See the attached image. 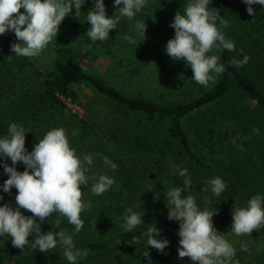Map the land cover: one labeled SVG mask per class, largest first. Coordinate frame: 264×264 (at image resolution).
<instances>
[{
  "label": "trees",
  "instance_id": "trees-1",
  "mask_svg": "<svg viewBox=\"0 0 264 264\" xmlns=\"http://www.w3.org/2000/svg\"><path fill=\"white\" fill-rule=\"evenodd\" d=\"M186 3L187 0H148V9L172 22L174 14L182 12ZM210 6L219 9L229 21L224 29L226 37L243 52L216 49L225 71L218 74L210 89H199L193 99L185 102L163 104L145 96H129L84 70L80 44L90 41L85 34L90 27L86 21L90 8L85 6H81L77 16L74 10L69 18V32L79 41L56 47L48 68H39L33 58L12 52L11 44L17 42L13 32L0 35V136L7 133L9 122L22 124L28 131L25 147L31 151L48 130L63 127L78 155L93 154L92 173L107 168L104 156L118 165L111 172L116 184L103 194L91 193V180L88 188L80 186L82 199L91 200L92 206L81 213L84 226L73 235L77 248L89 250L79 264H148L142 253L146 251L143 233L150 224H155L160 236L169 241L163 252L148 246L152 264H176L179 222L167 218L164 198L165 190L183 180L170 171L174 164L188 169L197 204L201 209L216 211L213 221H225L231 226L233 207H244L251 196L264 194V6L253 5L254 15L248 14L242 0H212ZM106 12L111 15V9ZM153 39L157 38L149 41ZM162 39L159 40L163 42ZM244 54L250 59L242 67L228 63L233 58L242 59ZM84 89L94 95L86 105L82 103ZM96 100L106 108L108 117L102 124L93 111ZM69 104L84 107L87 113L80 116L72 112ZM193 115H197L192 128L195 139L190 138L183 125ZM254 127L259 131L254 133ZM203 143L221 158L208 161L204 151L197 148ZM6 162L11 165L10 159L6 158ZM16 167L24 170L19 162ZM216 176L227 181L220 196L204 191L207 180ZM5 179L7 174L0 175V183ZM16 192L14 187L10 193L0 190L4 197L0 203L16 207ZM133 204H141L144 209L143 225L133 232L121 233L124 211ZM21 211L32 215L28 210ZM57 219L59 225L55 223ZM73 228L66 217L57 213L41 222L42 232L65 229L72 234ZM258 231L264 236V227ZM133 237L137 244L132 242ZM0 264L69 262L59 246L49 252L27 246L20 249L12 245L11 237H3ZM245 264H264V244L258 256Z\"/></svg>",
  "mask_w": 264,
  "mask_h": 264
},
{
  "label": "clouds",
  "instance_id": "clouds-1",
  "mask_svg": "<svg viewBox=\"0 0 264 264\" xmlns=\"http://www.w3.org/2000/svg\"><path fill=\"white\" fill-rule=\"evenodd\" d=\"M86 0H0V35L13 32L17 42L11 44L12 52L17 56L35 57L56 38L59 25L63 19L81 11ZM148 3V0H113L118 15L109 16L104 0H92V7L87 11L86 21L90 27L85 34L93 42H103L109 37L111 29H117L122 18L132 20ZM212 0H187L183 11H177L170 27L174 35L164 45V51L173 60H183L192 70V79L199 85L207 87L215 82L216 76L225 71V64L220 62V56L212 54L213 49L237 50L235 42L226 37L224 29L229 21L220 14L219 9L211 7ZM249 15H254L253 5L264 6V0H242ZM21 8L23 12L19 11ZM15 14V15H14ZM146 25L136 21V35L145 39ZM124 41L128 45H138L135 35L125 34ZM143 39V40H144ZM250 57L244 54L242 59L233 58L230 65L242 67ZM259 130L253 128L256 133ZM26 131L22 124L9 122L7 133L0 136V167L7 174V179L0 183L3 193H10L14 187L16 207L10 203H0V238L11 237L13 246L25 249H36L49 252L57 246L63 249V256L69 264H79V260L89 254L87 248H77L73 235L79 233L84 226L82 212L91 208V200H83L81 185L89 187L90 191L99 196L108 191L116 180L107 174L96 175L91 172L93 154L78 155L70 146L68 134L63 127L48 130L35 143L31 151L25 147ZM75 135V132L73 133ZM235 143V141H233ZM242 147V146H240ZM10 159L11 165L6 162ZM24 165L23 171L17 170V164ZM103 164L110 170L118 165L107 156ZM170 171L183 178L182 183L165 190L167 218L179 222L178 256L189 257L196 264H238L234 258L237 249L235 241L226 239L214 227L212 217L216 211L201 209L192 192L194 185L187 168L172 165ZM213 196H220L226 190L227 181L221 176L210 178L206 182ZM183 185V187L181 186ZM182 193H188L182 195ZM0 195V201H3ZM141 209V211L134 209ZM21 209L28 210L32 215H25ZM53 213L66 217L74 225L72 234L65 229L53 232H42L41 222ZM145 212L141 204H133L124 211L121 233L133 232L143 225ZM59 225L60 221H55ZM264 227V194L256 193L247 200L244 207H233L230 232L235 236L251 234L253 230ZM146 251L142 253L152 264L148 246L163 252L169 241L160 236V229L155 224L145 227ZM29 237H32L29 240ZM132 242L138 243L135 238ZM120 243V242H118ZM240 249L248 251L246 242H240Z\"/></svg>",
  "mask_w": 264,
  "mask_h": 264
},
{
  "label": "rangeland",
  "instance_id": "rangeland-1",
  "mask_svg": "<svg viewBox=\"0 0 264 264\" xmlns=\"http://www.w3.org/2000/svg\"><path fill=\"white\" fill-rule=\"evenodd\" d=\"M104 3L106 9H111V15H118V11L115 12L116 6L113 5V0H104ZM82 6L91 8L92 0H86ZM148 6L149 4L147 3L141 12L132 20L122 18L117 24V29H111L109 31V37L105 41L93 42L90 40L88 44L87 42H82L80 44V55L84 70L101 77L126 95L133 97L145 96L146 98L163 104L189 101L195 97L199 89H210L217 81L218 75L216 76L215 82H210L207 87L199 85L191 80L193 73L185 61L173 60L166 54L164 48H159L160 45L164 46L173 37L174 29L169 26L170 21L151 13ZM74 10L73 8L72 12ZM20 11L23 12L24 9L21 8ZM69 18L70 15L63 19L59 25L56 38L53 37L52 41L41 54L30 57L39 64V68L41 66L45 68L49 67V61L51 60L53 52L60 44L66 43L67 41H73L77 44L79 41L69 32L71 29L69 27ZM143 20L146 25L145 39L143 36L136 35L134 31L136 21ZM161 30L163 33H160ZM125 34L136 36L138 42L136 48L128 45L124 41L123 36ZM162 37L163 42L159 40ZM149 38L157 39L149 41ZM212 54L218 55V51L213 49ZM82 98V103L86 105L88 102H92L94 95L89 90L84 89ZM69 107L72 109V112L80 116H84L87 113L86 109L79 105L69 104ZM93 107V111L96 113V120L99 124L104 123L108 116L105 114L106 108L102 105V102L96 100L93 103ZM193 116L185 120L183 125L189 133L190 138L195 139L192 128L197 122V115ZM207 147L204 143L197 146L200 151H204L202 154L207 157L208 161L214 158H221V155L216 152L212 153ZM111 172L112 170L110 171L104 167L98 173L94 172V174L99 175L103 173L111 176ZM213 224L218 232L225 234L226 239L235 241L234 247L237 251L234 259L238 261V264H245L247 261L253 260L261 252L264 244V236L258 230H253L251 234L235 236L230 232L231 226L225 221H213ZM177 239L179 241V236ZM241 241L248 244V251L240 249ZM178 247H180L179 243H177V249ZM175 261L176 264H196V262L191 261L187 256L179 258L178 251L175 254Z\"/></svg>",
  "mask_w": 264,
  "mask_h": 264
}]
</instances>
